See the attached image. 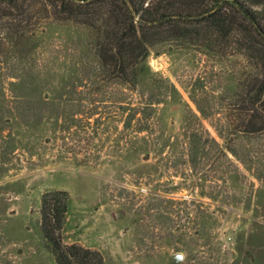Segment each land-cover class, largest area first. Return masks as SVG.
<instances>
[{
  "label": "rangeland",
  "instance_id": "rangeland-1",
  "mask_svg": "<svg viewBox=\"0 0 264 264\" xmlns=\"http://www.w3.org/2000/svg\"><path fill=\"white\" fill-rule=\"evenodd\" d=\"M41 28L0 57V264H55L40 233L49 191L70 197L63 243L103 264H264V136L220 139L204 120L218 147L182 148L192 99L221 112L242 61L155 47L151 76L176 93L153 106L151 132L135 133L119 106L139 107L149 79L138 91L101 81L85 28Z\"/></svg>",
  "mask_w": 264,
  "mask_h": 264
},
{
  "label": "trees",
  "instance_id": "trees-1",
  "mask_svg": "<svg viewBox=\"0 0 264 264\" xmlns=\"http://www.w3.org/2000/svg\"><path fill=\"white\" fill-rule=\"evenodd\" d=\"M31 20L35 27L28 31ZM49 22L80 26L92 35L90 46L101 81L138 91L142 81L149 79L153 91L138 92L139 107L119 106L130 110L124 130L151 132L153 106L164 103L169 91L176 93L168 80L152 77L147 65L155 47L170 44L237 57L243 63L236 91L220 100L228 99L221 112L192 99L198 114L188 112L184 151L218 147L204 120L212 122L220 139L224 132L230 138L264 136V0H0V57ZM216 115L225 122L215 121ZM70 203L64 191L41 196L40 233L48 252L55 264H103L98 252L63 243L61 232Z\"/></svg>",
  "mask_w": 264,
  "mask_h": 264
},
{
  "label": "water",
  "instance_id": "water-1",
  "mask_svg": "<svg viewBox=\"0 0 264 264\" xmlns=\"http://www.w3.org/2000/svg\"><path fill=\"white\" fill-rule=\"evenodd\" d=\"M179 260H180V256L179 255L175 256V262H178Z\"/></svg>",
  "mask_w": 264,
  "mask_h": 264
}]
</instances>
